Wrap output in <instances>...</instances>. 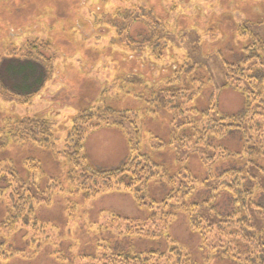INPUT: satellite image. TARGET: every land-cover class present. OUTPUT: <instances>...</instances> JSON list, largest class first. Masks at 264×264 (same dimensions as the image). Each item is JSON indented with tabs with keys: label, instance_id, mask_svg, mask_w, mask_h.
Wrapping results in <instances>:
<instances>
[{
	"label": "rangeland",
	"instance_id": "374dc122",
	"mask_svg": "<svg viewBox=\"0 0 264 264\" xmlns=\"http://www.w3.org/2000/svg\"><path fill=\"white\" fill-rule=\"evenodd\" d=\"M138 8L153 10L155 22L163 26V35L168 41L161 60H157V55L147 46L141 54L134 51V41L139 36L150 37L153 29L146 21L133 23L128 13ZM261 40L264 41V0H0V62L27 58L41 61L49 68V79L36 95L23 98L0 92V162L14 165L21 178L26 179L28 171L23 165L32 159L42 167L45 178L60 179L69 194L74 189L68 183L64 157L56 159L49 151L30 143L15 144L13 139L2 147L10 135L9 125L20 119H46L52 124L55 137L64 141L78 114L105 108L127 113L138 123L140 134L135 143L171 176L187 167L194 178L202 181L209 178V173L215 175L232 167L242 168V159L232 157L243 150L242 145L246 146L249 135L231 133L226 128L219 134L215 128L204 126L203 130L199 127L198 132L202 131L201 136L211 147L193 149L191 142L180 144L176 140L178 128L173 126V117L148 103V93L151 87H164L165 80L187 62L195 63L197 69L192 77L203 81V87L200 96L193 97L187 109L204 111L215 104L222 115L242 114L246 97L222 87L225 64L241 61L245 48ZM186 86L192 93L201 84L197 82V86L192 87L187 80ZM133 128L126 125L123 132L113 128L126 139V159L130 154L127 137L135 140ZM101 129L109 128L98 130ZM95 131H89L85 137L89 152L86 154L92 155V159L90 155L86 157L90 158L88 163L92 167L99 169L94 163H105L109 152L116 151L120 145L115 138ZM168 142L171 146L160 147ZM214 153L221 155L216 158ZM211 156L215 159L207 158ZM259 165L264 167V160ZM143 190L147 204L157 202L156 207L171 188L160 178ZM101 197L87 202L80 193L71 198L60 195L52 207L38 208L36 218L46 225L47 234L4 230L2 223L9 208L1 203L0 243L3 250L12 255L3 264H102L98 259L110 255L112 250H167L162 238H121L115 226L121 223L111 226L114 221L111 217L117 214L148 226L156 222V226L152 225L155 231L163 226L161 208L141 210L125 201L129 197L117 194L111 198ZM207 198L204 195V200ZM217 200L219 212L228 213L231 209L228 196L220 193ZM257 200L264 203L263 197L257 196ZM69 201L75 205L67 211ZM134 205L138 206L136 202ZM153 214L154 221L149 220ZM188 220L187 214L179 213L164 233L202 263L208 253L203 250L201 236L191 232ZM253 223L257 235L264 241V219H254ZM99 226H102L100 230ZM103 227L108 228L103 230ZM38 235L41 240L48 236L50 242H33L32 237ZM210 264L228 262L219 254Z\"/></svg>",
	"mask_w": 264,
	"mask_h": 264
},
{
	"label": "trees",
	"instance_id": "16d2710c",
	"mask_svg": "<svg viewBox=\"0 0 264 264\" xmlns=\"http://www.w3.org/2000/svg\"><path fill=\"white\" fill-rule=\"evenodd\" d=\"M128 15L135 25L146 21L152 24L153 28L150 37L139 36V39L134 41L136 54H141L147 46L157 55V60H161L168 40L163 35L162 24L155 22L153 10L138 8ZM240 32L243 30L240 29ZM25 59L11 58L0 62V92L29 98L43 89L49 79V68L41 61ZM196 69L195 63L187 62L176 70L171 78L165 80L164 87H151L148 103L173 117V126L178 128L176 140L184 145L191 142L193 149L211 147L207 139L201 136L202 131L198 132L199 127H202V130L204 126L215 128L219 134L224 133L226 128L231 133L249 135L246 146L242 145L243 150L232 157L242 159V168L232 167L215 175L209 173V178L202 181L194 178L187 167L171 176L158 164L153 163L148 155L143 154L140 144L135 143L140 134L138 123L132 121L127 113L110 109H90L78 114L64 141L55 137L49 120H16L10 123V135L2 147H6L13 139L15 144L30 143L49 151L56 159L64 157L68 168V183L74 190L66 194L61 180L45 178L42 175V167L32 159L26 160L23 165L28 171L26 179L21 178L14 165L0 162V204L5 203L9 208L2 223L3 229L47 234L48 229L46 225L39 223L36 211L40 207H52L56 197L63 195L71 198L75 193H80L84 201L90 202L106 194L126 193L133 197L141 210L146 207L151 210L161 208L164 215L163 226L152 231L153 226L157 225L156 222L152 223L153 226H148L147 223L141 224L139 221L113 216L111 226L121 223L115 225L116 231L119 232L118 237H137L144 240L162 238L167 244V250H112L110 255L98 259L102 264H210L219 254L228 264H264V241L257 235L253 223L254 219H264V203L257 200V196L264 198V167L259 165V162L264 160V41L246 47L245 56L241 61L225 64L222 87L231 88L246 97L247 102L242 114L222 115L215 104L204 111L187 109L193 97L200 96L203 87V81L192 77ZM187 80H190L192 87L197 86V82H200L201 86L190 93L191 88L186 86ZM136 84L140 86L139 83ZM111 117L112 120L109 119ZM126 125L134 127L135 132V140L127 137L130 154L126 161L115 169L92 167L84 153L85 137L89 131L117 128L123 132ZM193 132L196 134L193 135ZM161 146H171V142ZM61 147L62 150L59 149ZM214 154L216 158L221 155ZM227 156L231 157L228 152ZM207 158L213 160L215 156ZM160 178L167 181L171 191L160 205L155 207V204L159 203L147 204L143 188ZM220 193L228 196L231 203L230 211L225 214L218 209L217 196ZM204 195L208 197L206 200ZM71 205L75 204L69 201L67 211ZM179 213L188 215L191 232L201 236L203 250L208 253L202 263L195 261L184 247L169 240L168 235L165 236L164 232L173 224ZM154 218L153 214L148 219L154 221ZM124 220L128 222L124 223ZM98 228L100 230L102 226ZM107 228L103 227V230ZM48 238L47 236L45 240H41L38 235L36 238L32 237V241L48 243ZM3 249V244L0 243V264L6 263L12 256Z\"/></svg>",
	"mask_w": 264,
	"mask_h": 264
},
{
	"label": "crops",
	"instance_id": "0c3cea01",
	"mask_svg": "<svg viewBox=\"0 0 264 264\" xmlns=\"http://www.w3.org/2000/svg\"><path fill=\"white\" fill-rule=\"evenodd\" d=\"M96 132H102L103 134L106 133L107 137L115 138L116 140L119 141L118 143H119L120 146H118L119 149H117L116 151H110L109 152L108 157L105 160V163H103V164L94 163V166L98 167L99 169H106V170L115 169V168H118L119 166H121L126 161L125 159H126L127 153H128L127 152V147H126L127 145L124 143V141H126V139L123 136V134L121 135L120 131L115 130L113 128L104 129V130L101 129V130L95 131V133ZM86 152H88V148L87 147L84 148L85 156L90 155V154L87 155ZM91 156L92 155H90L88 157H91ZM91 159H92V157H91ZM87 160L90 161V158H87ZM116 161H117V163H116ZM115 194H117L119 196H122V197H129V200H125V201L128 202L129 204L133 205V207L139 208V206L134 205L135 201L133 200V198H131V196L126 194V193H110V194L103 195L101 198H109V197L111 198V196L115 195ZM116 210H119V209H116ZM120 213H122V212H120ZM120 213H118V214H120ZM103 215H104V213L101 212L100 217H102ZM116 215L117 214L112 215V216H116Z\"/></svg>",
	"mask_w": 264,
	"mask_h": 264
}]
</instances>
